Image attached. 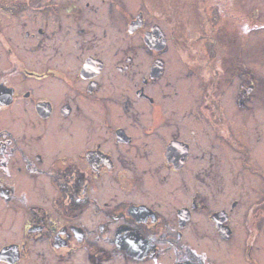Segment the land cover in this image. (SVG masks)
Here are the masks:
<instances>
[{"label":"flooded vegetation","instance_id":"1","mask_svg":"<svg viewBox=\"0 0 264 264\" xmlns=\"http://www.w3.org/2000/svg\"><path fill=\"white\" fill-rule=\"evenodd\" d=\"M253 19L264 0H0V264H264Z\"/></svg>","mask_w":264,"mask_h":264},{"label":"rangeland","instance_id":"2","mask_svg":"<svg viewBox=\"0 0 264 264\" xmlns=\"http://www.w3.org/2000/svg\"><path fill=\"white\" fill-rule=\"evenodd\" d=\"M252 28L256 30V33L257 32H262V33L259 34L258 39L257 37H254V39L252 40L254 42L253 47L255 48L253 50L251 62L255 64L254 66H256L258 69H264V29H262L264 28V19H262V22H260L257 19L256 20L253 19Z\"/></svg>","mask_w":264,"mask_h":264}]
</instances>
